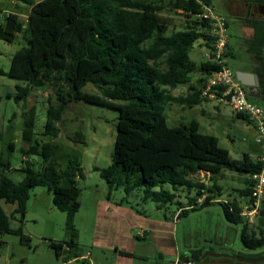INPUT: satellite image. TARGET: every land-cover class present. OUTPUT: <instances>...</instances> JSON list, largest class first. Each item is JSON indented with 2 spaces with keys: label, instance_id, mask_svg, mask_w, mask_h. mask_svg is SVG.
<instances>
[{
  "label": "trees",
  "instance_id": "1",
  "mask_svg": "<svg viewBox=\"0 0 264 264\" xmlns=\"http://www.w3.org/2000/svg\"><path fill=\"white\" fill-rule=\"evenodd\" d=\"M21 1L29 5L25 21L9 13L0 23V40L12 43L19 37L23 41L11 54L8 69L0 68V75L23 81L14 85L9 96L15 102H24L20 130L27 146L19 149L25 157L18 168L23 173L22 180L14 181L7 175L10 161L0 157V200L16 204L9 214L0 205V233H16L21 242L29 243L30 236L22 231L21 223L30 189L43 186L51 193L52 204L64 212L67 234L63 240L48 239V246L61 262L79 255L74 216L80 206L78 179L84 177L80 163L70 157L62 166L56 159V144L52 140L34 139L31 143L36 134V110L34 106L26 108L25 103L31 90L42 89L51 94L41 134L51 138L57 136V122L70 102L117 109L111 160L99 175L109 189H122L121 203L138 189L142 191V202L150 200L157 208L174 204L179 210L178 218L190 210L217 203L225 221L240 226L239 238L250 250L238 254L255 256L264 252V233L259 226L257 231L244 220L243 201L216 200L221 187L214 181L222 169L234 171L244 177V187L237 189L238 195L248 196L249 176L259 171L263 162L247 153L232 158L219 146L216 136L198 131L195 120L176 126H168L165 120L167 104L192 107L203 99L202 79L192 80L193 74L217 68L205 60L197 64L188 56L196 39L201 38L207 47L212 40L207 20L196 16L200 5L195 0H169L173 10L185 16V25L168 31L169 23L160 15L165 8L161 0ZM260 1L264 4V0ZM249 23L253 28L250 51L258 64L264 99V16ZM87 83L96 87L97 92L82 90ZM182 84L188 86L185 95L171 93L170 88ZM235 114L250 123L245 114ZM2 136L0 130V139ZM13 145L11 141L7 148L12 150ZM199 171L210 172V185L195 179ZM179 188L194 190L185 205L176 199L175 191ZM15 214L20 224L12 227L10 221ZM198 252L199 249L189 252L191 258ZM180 258L189 261L184 253ZM79 264L88 263L82 260Z\"/></svg>",
  "mask_w": 264,
  "mask_h": 264
},
{
  "label": "rangeland",
  "instance_id": "2",
  "mask_svg": "<svg viewBox=\"0 0 264 264\" xmlns=\"http://www.w3.org/2000/svg\"><path fill=\"white\" fill-rule=\"evenodd\" d=\"M37 1V0H34ZM165 8L160 12L168 23V31L183 28L185 25L184 15L179 11L173 10L172 3L169 0H161ZM228 0H212L213 9L217 14L224 15L227 20V37H229L232 51L226 56V65L233 72L238 68L244 67L243 61H249V56L243 49L238 47L239 29L236 17L227 11L226 4ZM29 5L21 0H0V23L4 22V16L9 13H15L19 19L24 22ZM23 41L18 37L12 43H7L0 40V68L7 70L10 63L11 54L17 50ZM209 52L201 38H198L188 50V56L195 63L199 64L205 60ZM245 64V63H244ZM248 65V64H245ZM196 74H193L192 80H196ZM23 84L20 79L10 78L5 75H0V124L5 134L7 126L10 122H14L21 126L23 101L15 102L12 98H8L5 94L6 90L13 84ZM82 90L87 92H97V88L91 83H87L82 87ZM35 94H32L25 106L29 108L34 106L36 110L35 122L33 130L40 142L43 140H52L56 144L55 154L57 161L63 166L70 157L78 159L83 178L78 179L80 192L79 212L76 213L75 225L76 239L86 242L88 246H84L83 252H90L89 258L93 262H101L107 264V258L102 256L98 250L90 243L92 228L90 223L93 218V203L95 197H105L110 194V198L117 203H121V198L124 193L121 188L109 189L108 184L101 178L99 171L101 168L109 165L113 144L115 139V124L118 111L115 108L102 106L89 102H70L67 104L62 119L57 122L59 132L56 137L42 135L45 110L48 105L50 92L48 90L34 89ZM172 94L185 95L188 92L187 84L179 85L175 88H170ZM251 101L258 103L259 99L250 98ZM259 104V103H258ZM260 105V104H259ZM12 115V117H11ZM165 120L168 126H176L183 123H188L191 120L198 122V131L206 134H211L217 137L219 146L225 148L232 158L238 159L242 152L250 150L256 146L254 139L257 135L256 131L251 127V124L242 118L236 116L235 112L229 105L218 102L213 99H202L199 103L192 107H187L182 104L172 103L167 104L164 109ZM80 134V136H79ZM3 135L0 139V157H8L10 165L14 170H11L10 177L13 180H22L23 173L18 171L20 165L21 153L19 148L23 141L20 136H14V148H7L8 140ZM76 139H81L82 142H75ZM253 154V153H251ZM17 168V169H15ZM210 172L199 171L195 175V179L211 184L209 178ZM221 188L220 200H245L248 202V196H239L236 189L244 187V177L234 171L222 169L220 175L214 177ZM106 186L108 188H106ZM165 187L170 188L169 185ZM33 189H46L43 186H35L30 189V204L26 203L27 215L24 217L22 231L30 236L29 243L20 241L19 235L16 233H0V264H59L61 261L54 256L53 250L48 246V239L55 241L67 238L64 229V212L58 210L51 202H48L45 197H37ZM47 190V189H46ZM106 191V193H104ZM179 190L182 200L186 201L187 194ZM194 193L192 189L191 195ZM142 191L135 189L128 196H125L124 201L129 200L132 207L138 211H142L149 216H155L160 220H164V214L170 218L164 208L155 210L156 203L147 200L141 201ZM136 198V199H135ZM200 200L202 198H199ZM199 200V201H200ZM123 202V203H126ZM3 208L6 212L11 211V204L3 203ZM175 209V205L170 206ZM50 208V209H49ZM145 210V211H144ZM25 211V213H26ZM221 212L220 205L213 203L196 210H190L184 217L176 218L179 222L176 224V234L179 244H184L186 248L195 249L199 247L204 249L209 245L207 242L211 238L227 234L231 241L239 246L240 238L238 237V225L230 224L225 221L219 214ZM244 220L247 217L244 215ZM34 218L35 220L33 221ZM180 220V221H179ZM11 224L16 226L20 224L15 218L11 220ZM250 227L256 226V219L249 223ZM74 225V226H75ZM228 227V228H227ZM236 231V233H235ZM169 234L166 235V237ZM182 242V243H181ZM213 248H218L213 245ZM205 250V249H204ZM88 254V253H87ZM71 264H76L75 262ZM147 264H154L151 258Z\"/></svg>",
  "mask_w": 264,
  "mask_h": 264
},
{
  "label": "crops",
  "instance_id": "3",
  "mask_svg": "<svg viewBox=\"0 0 264 264\" xmlns=\"http://www.w3.org/2000/svg\"><path fill=\"white\" fill-rule=\"evenodd\" d=\"M209 2L213 6L212 0H209ZM232 6H234V8L237 11H243V12L249 8L248 6L243 4L242 0H228L226 4V9L228 12H230ZM230 13H233V12H230ZM244 25L243 26L245 27L244 29L245 33L241 35V32L239 31V42L237 44L240 49H243L245 52H247L246 54L249 56L248 57L249 61L244 60L243 62L248 65H245L243 63L244 67H241L238 69L243 70V71L254 72L257 74L258 64H257V61L255 60L254 54L250 51V49L252 48L251 46L253 44V41H252L253 28L250 25L249 21L245 23ZM232 49L233 48L230 44V40L228 37L227 51L230 53ZM14 85L15 84L11 86V89L9 88L5 92L8 98H10L9 95H11L14 92ZM32 94H35V93L34 91L31 90L30 95L28 96L27 99H29V97ZM254 99H257V98H254ZM259 100L260 101L258 103L264 109V99L261 97L259 98ZM1 125L2 124H0V130L2 131V134L6 136L7 138L6 141L8 140V143L11 142V139H13L14 136L21 137V130H20L19 124L10 122V125H8L6 128L7 130L5 131V134L3 132ZM251 127L254 129L252 124H251ZM36 137L37 136H33L31 143H33V140L36 139ZM254 142H256L255 139H254ZM26 146H27V143L23 141V144L21 147H26ZM13 148H14V145H13ZM243 153H247L252 159H257L259 156L264 154V141L252 147L248 151L245 150L244 152H242V154ZM22 158H25V157L21 155V159ZM12 167L13 166L10 165V169L7 171V175L9 177H10L9 173H11V170H14ZM17 168H19V166ZM106 188L108 187L106 186ZM33 190H35L34 194L37 197L42 198L43 196L45 197V199L48 200V202H51L52 204L51 193L48 190L46 189H33ZM179 190H182V189L179 188L177 191H175L177 194L176 199L180 201L182 205H185L187 201V197L192 196L194 193L191 195L190 193L192 190H190L189 192L187 191V194L184 195L186 197L185 199L186 201H184L181 199L182 196L179 193ZM182 191L183 193L186 192L185 190H182ZM221 191H222V188H221ZM104 193H106V191ZM110 197H111L110 194L106 195L105 197H95V201L92 207L93 218L90 223V227L92 228V235H91L90 243L91 245L94 246L96 250H98V252L102 256L107 258L106 260L107 264H147L148 260L151 258L154 260V264H173V262L177 260L180 262L185 261L180 258L181 253L188 255L190 254L189 252L197 251L198 249L200 251L202 250L199 247H196L195 249L186 248L184 244L180 245L178 242V239L175 238L177 237L176 224L179 223V222L175 223L176 221H178L177 219L178 217L176 218V214L178 213L179 210L177 208L171 209L170 207L166 205L165 206L166 209L164 208V210H167L168 208L166 212L170 214V218H168L166 214H164V220H160L159 218L155 216H152V217L149 216V214H146L145 210H144L145 212L142 213V211L140 212L134 209L129 200H127L128 202L126 203H119V202L117 203L115 200L111 199ZM30 200L31 199L29 195L27 204L28 203L30 204ZM216 200H220V199L218 198ZM240 201H243V207L241 209L243 212V208L245 207L246 203L244 199ZM3 203L4 202L0 200V205L2 206V208H3V205H2ZM7 204H11V203H7ZM15 206H16L15 203L11 204L10 212H6V210L4 208L3 209L7 214H9L13 212V210L15 209ZM154 209L157 210L161 208H157L155 205ZM78 212H79V208L76 213ZM219 214L224 219L222 215V211L221 212L219 211ZM26 215H27V211L24 217H26ZM13 217L16 219L17 215L15 214L13 215ZM31 219H33V221L35 220L34 218H31ZM10 224H11V221H10ZM74 225H75V217H74ZM11 226L16 227L17 225L13 226L11 224ZM75 228H77L76 225H75ZM237 230H238V237H239V230H240L239 225H238ZM167 234L169 235L166 237ZM76 242L78 245L77 249H78L79 255L75 258H71L68 261L61 262L59 264H71L73 262H75L76 264H79L82 260H85L88 264H103L101 262L100 263L93 262L89 258L91 254L90 252H88V250L86 252H83L84 246L90 247V248L92 246H88L86 242L83 243L79 239H76ZM207 244L209 245L205 246V249H212L215 251H226V252H235V253H239V252L246 253L249 251L242 244V242H240L239 246L235 245L231 241V238L227 236V234L216 236V238L213 237L211 238V240L207 242ZM213 245H217L218 248L214 249ZM256 251H260V250L258 249Z\"/></svg>",
  "mask_w": 264,
  "mask_h": 264
},
{
  "label": "built area",
  "instance_id": "4",
  "mask_svg": "<svg viewBox=\"0 0 264 264\" xmlns=\"http://www.w3.org/2000/svg\"><path fill=\"white\" fill-rule=\"evenodd\" d=\"M200 5V11L196 16L207 20L212 37L209 52L205 61L217 66L206 72L195 73L201 78L200 96L204 99H215L230 106L235 113L245 114L254 127L257 135V143L264 141V109L259 104L250 100L243 85L235 78L234 72L226 65L227 56V26L224 16L215 13L210 2L195 0ZM257 159L263 162V166L257 172L250 174L251 192L248 202L241 214L247 217V223H252L256 218L257 207L260 198L264 194V154ZM173 264H191L188 261H174Z\"/></svg>",
  "mask_w": 264,
  "mask_h": 264
},
{
  "label": "water",
  "instance_id": "5",
  "mask_svg": "<svg viewBox=\"0 0 264 264\" xmlns=\"http://www.w3.org/2000/svg\"><path fill=\"white\" fill-rule=\"evenodd\" d=\"M262 57H263V62H264V48L262 50ZM234 75L236 80L244 86L247 95L252 98H261L262 95L260 93V82L258 75L254 72H249V71H243V70H235ZM33 158H36V155H33ZM256 224L263 228L264 230V212L260 211L258 214V217L256 219ZM189 255V262H199L202 260L205 256H209L212 258H219V257H224V258H231L235 259L237 261L241 262H260L264 260V256L259 257V258H250V257H245L242 256L238 253L235 252H226V251H215L212 249H205L202 251L200 257L196 259H192L190 254ZM210 264V263H209ZM216 264V263H212Z\"/></svg>",
  "mask_w": 264,
  "mask_h": 264
},
{
  "label": "flooded vegetation",
  "instance_id": "6",
  "mask_svg": "<svg viewBox=\"0 0 264 264\" xmlns=\"http://www.w3.org/2000/svg\"><path fill=\"white\" fill-rule=\"evenodd\" d=\"M242 2H243L244 5L249 7L244 12L243 11H237L234 8V6H232V8L230 10V12H233L232 14L236 17V19L238 21V29L241 32V35L243 33H245V30H244L245 29V27H244L245 23H247L250 20H254L255 18H261L262 16H264V4L260 0H250V1L249 0L248 1L247 0L246 1L242 0ZM260 211L264 212V194L262 195V197L259 200L255 219H257L258 214H259ZM259 228H261V227H259ZM261 230L264 233L263 228H261ZM204 249H202L200 252H198V254L196 256L192 257V259H196V258L200 257V255H201V253H202V251ZM262 250L264 251V248H262ZM246 253H250V250L248 252H246ZM262 256H264V252H262L260 255L245 256V257L259 258V257H262ZM209 263L210 264H212V263H216V264H264V260H262L260 262H241V261H237V260L231 259V258H224V257L212 258V257H209V256H205L199 262H193L191 264H209Z\"/></svg>",
  "mask_w": 264,
  "mask_h": 264
}]
</instances>
